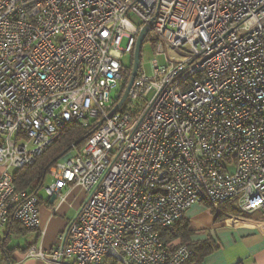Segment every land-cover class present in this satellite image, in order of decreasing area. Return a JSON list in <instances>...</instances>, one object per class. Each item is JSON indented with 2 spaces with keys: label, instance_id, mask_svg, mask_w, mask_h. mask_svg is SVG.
I'll use <instances>...</instances> for the list:
<instances>
[{
  "label": "built area",
  "instance_id": "2783aa9c",
  "mask_svg": "<svg viewBox=\"0 0 264 264\" xmlns=\"http://www.w3.org/2000/svg\"><path fill=\"white\" fill-rule=\"evenodd\" d=\"M143 28L140 52L154 44L164 62L146 74L139 60L113 110ZM68 123L90 132L44 190L78 184L86 196L55 245L26 257L183 264L191 250L156 228L197 202L231 224L260 211L264 229V0H0V229L40 230L39 198L12 171Z\"/></svg>",
  "mask_w": 264,
  "mask_h": 264
},
{
  "label": "crops",
  "instance_id": "0c3cea01",
  "mask_svg": "<svg viewBox=\"0 0 264 264\" xmlns=\"http://www.w3.org/2000/svg\"><path fill=\"white\" fill-rule=\"evenodd\" d=\"M48 177V178H47ZM53 181L47 174L35 190L39 198L40 230H25L15 221L0 229V264H47L28 258L25 251L30 245L48 250L56 238L72 220L86 193L78 185L65 186L51 200L44 186ZM209 205L202 202L191 204L184 211V217L192 231L194 243L210 246L211 251L199 262L189 264H264V229L260 211L246 216V222L231 224L224 215L217 217ZM178 243V241H176Z\"/></svg>",
  "mask_w": 264,
  "mask_h": 264
},
{
  "label": "trees",
  "instance_id": "16d2710c",
  "mask_svg": "<svg viewBox=\"0 0 264 264\" xmlns=\"http://www.w3.org/2000/svg\"><path fill=\"white\" fill-rule=\"evenodd\" d=\"M127 71H129V68ZM126 83L127 81L122 84V89H124ZM89 132V128H83L75 123L65 124L60 129L59 135L54 142L43 154L36 158L32 165L17 168L12 171L15 189L17 191L26 190L29 193H35V190L42 184L44 177L48 174L50 167L65 153L73 149L72 144L75 141L89 134ZM82 144L83 140L75 148L80 147ZM222 207L227 213L237 212L229 203L224 204ZM219 216L221 215L218 214L216 218ZM156 229L164 243L178 240L191 250V256L183 264H189L191 262L197 263L205 254L211 251L210 246L206 244L200 245L191 240L190 236L192 231L189 229V223L183 217L170 226L158 227Z\"/></svg>",
  "mask_w": 264,
  "mask_h": 264
},
{
  "label": "rangeland",
  "instance_id": "374dc122",
  "mask_svg": "<svg viewBox=\"0 0 264 264\" xmlns=\"http://www.w3.org/2000/svg\"><path fill=\"white\" fill-rule=\"evenodd\" d=\"M124 45H125V39H122L120 41V46L122 47ZM173 56H176L175 53H173V52L169 53V58H172ZM153 59H156V61L158 63L164 62V56H155L154 55V44L152 46H143V48L141 49V52H140L139 60H140V64H141L140 69H143L146 72V74L151 73V62ZM121 60H122V63L124 64V66L129 68V73H130L131 64H132L131 53L124 54ZM120 88L122 89V87H120V85H117L115 87V89L112 90V94H116ZM73 149H75V147H73ZM73 149H71V150L73 151ZM176 241H178V240H175L174 242H176ZM178 243H180V242L178 241ZM110 264H120V263L110 260Z\"/></svg>",
  "mask_w": 264,
  "mask_h": 264
},
{
  "label": "water",
  "instance_id": "95a60500",
  "mask_svg": "<svg viewBox=\"0 0 264 264\" xmlns=\"http://www.w3.org/2000/svg\"><path fill=\"white\" fill-rule=\"evenodd\" d=\"M147 31V28H143L137 38H136V41H135V45H134V50H133V54H132V64H131V69H130V73H129V76H128V79H127V83L125 85V88L122 92V95L119 99V101L117 102V104L114 106L113 110H117L120 108V106L122 105V103L124 102V100L126 99L127 97V93H128V90L130 88V85L133 81V78L137 72V69H138V66H139V58H140V48H141V43H142V40L145 36V33ZM86 137V135L80 139H78L77 141H75L73 144H72V148L75 147L77 144H79L84 138ZM55 198V195H52L51 196V200Z\"/></svg>",
  "mask_w": 264,
  "mask_h": 264
}]
</instances>
